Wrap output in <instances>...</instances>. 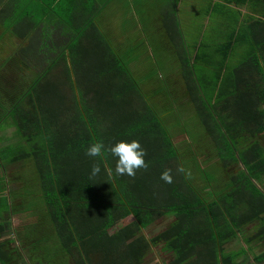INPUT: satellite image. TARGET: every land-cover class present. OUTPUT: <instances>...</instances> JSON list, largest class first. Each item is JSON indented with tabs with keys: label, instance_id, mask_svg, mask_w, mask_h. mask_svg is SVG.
<instances>
[{
	"label": "trees",
	"instance_id": "1",
	"mask_svg": "<svg viewBox=\"0 0 264 264\" xmlns=\"http://www.w3.org/2000/svg\"><path fill=\"white\" fill-rule=\"evenodd\" d=\"M230 41L217 52L199 49L193 59L179 54L184 94L210 148L223 166L239 167L220 191L209 179L202 188L190 182L168 126L114 53L100 62L73 59L71 67L55 61L40 73L15 59L2 62L0 76H9L11 86L1 78L0 126L10 118L19 139L0 148V215L6 199L1 160L8 153L11 160H32L48 221L72 264H143L155 247L167 255L164 264H239L249 243L264 241V58L253 51L231 69ZM198 62L213 71L197 68L198 76ZM59 65L63 75L55 77L51 70ZM80 68L83 76L77 75ZM121 140H138L146 150L148 168L135 177L115 171L118 158L109 149ZM96 142L105 149L89 157ZM192 159L207 178L194 151ZM94 163L101 168L95 176ZM166 169L172 183L160 178ZM166 215L173 219L161 231L142 233ZM128 216L132 220L117 227ZM248 225L255 232L241 236L242 246L228 248ZM6 256L0 251L4 262ZM253 258L263 260L264 250Z\"/></svg>",
	"mask_w": 264,
	"mask_h": 264
},
{
	"label": "crops",
	"instance_id": "2",
	"mask_svg": "<svg viewBox=\"0 0 264 264\" xmlns=\"http://www.w3.org/2000/svg\"><path fill=\"white\" fill-rule=\"evenodd\" d=\"M182 1L184 0H0V46L5 47L0 48V51H4L2 62L15 59L40 73L47 68L48 63L66 62L70 66L73 59L80 62H100L106 60L112 52L116 58L126 60L129 69L128 63L133 61L128 59L131 46L134 49V46L145 44L147 38L151 37L160 41L163 49L167 50L172 67L179 68L180 59L173 45H179L175 35L178 28L177 13ZM207 1L208 12H215L228 19L223 23H216L214 28L215 34H221L224 38L216 43L202 42L199 38L196 45L198 50L203 47L208 53L217 52L222 44L231 40L227 59V65L231 69L240 65L243 55L250 52L259 51L264 58V0ZM76 46L81 50L70 54V48ZM123 46L128 48L124 52L127 56L121 57ZM174 57H177L176 64ZM230 61H233V65ZM207 69L210 67L207 66ZM59 70L60 65L51 72L62 76ZM83 71L80 68L77 75L83 76ZM24 72L26 75L30 73L29 70ZM179 72L182 79L181 92L185 93L187 86L180 68ZM70 73L72 75V70ZM5 196V212L0 215V223H3L0 233V244L3 247L1 245L0 251L7 253L8 262L0 257V264H47L43 255L41 256L42 247L37 242L28 245V238L20 240L15 235L17 231L13 229L16 226L20 227L19 234L29 231L26 230V224L24 230L21 224L27 220L28 215L23 214L25 212L21 205L19 207L17 192L5 185ZM8 203L13 205L14 212L19 207L18 211L14 214L9 212ZM262 251L255 252L251 249L247 252L245 264H264V259L255 262L253 258L254 254ZM30 254L32 258L29 257Z\"/></svg>",
	"mask_w": 264,
	"mask_h": 264
},
{
	"label": "rangeland",
	"instance_id": "3",
	"mask_svg": "<svg viewBox=\"0 0 264 264\" xmlns=\"http://www.w3.org/2000/svg\"><path fill=\"white\" fill-rule=\"evenodd\" d=\"M180 3L181 6L177 13V35H175L178 38L177 42L179 45H173V47L177 52V56L184 51L183 53L187 52L193 59L195 51L198 50L196 45L199 42V38L202 42L211 41L212 43L219 42L224 38L221 34H215L214 28L216 23H221L228 17L222 18L215 12H208L209 4L207 0H184ZM0 48L5 47L0 46ZM201 49L203 50L204 48L201 47ZM127 50L126 46L122 47L121 54L123 55L121 57L127 56L124 54ZM0 52L1 64L4 59L2 56L4 51ZM166 52L167 50L163 49L160 41L157 42L155 39L148 37L145 44L134 46V49L131 46L128 59L133 61L128 63L130 65L129 69L138 87L168 126L174 145L183 155L186 173L190 182L198 188H202L205 187L209 179L210 187L215 191H220L224 188L223 186L229 176L236 172L239 167L236 163L228 166L220 164L215 152L210 148L211 143L208 142V138L194 115L192 104L184 92H181L183 91L180 83L182 79L179 77V68L181 70V67L178 68L176 66L175 70L171 65L170 55H167ZM123 61L126 62V60ZM173 61L176 64L177 57H174ZM230 64L233 65V61H230ZM197 68L207 70L204 64L198 62L195 66L198 76H200L201 72ZM209 71L213 70L210 68ZM22 72L20 71V76L23 74ZM55 77H58V75ZM1 78L4 79L5 86H11L9 76L4 78L0 76V80ZM64 90L69 92L67 88H64ZM9 122L10 118L5 119L2 123L3 125L0 126V148L7 147V145L19 139L15 126L9 124ZM261 141L264 144V137H261ZM191 144L192 148H190ZM192 151L197 156L198 165L208 173L207 178L200 175L199 170L196 168L192 159ZM1 161L2 170L4 171L2 184L4 187L7 185L8 188L15 189L17 199L18 201L20 200L19 207L21 205L22 211L25 212L23 214L28 215L27 220L21 224L23 225V230L24 224H26V230L29 231L19 234L20 227L16 226L13 229L17 231L15 235L20 240L28 238L26 243L28 245L37 242V245L42 247L41 256L43 255L47 264H72L70 257L58 245L57 238L53 232L54 228L48 221L49 216L45 211L43 196L39 189V181L32 160L23 158L13 160V156L11 160V156L7 153L2 157ZM20 195H22V198ZM19 207H16L17 211ZM8 210L12 214L17 212H14L13 205L10 203H8ZM172 219L173 215L157 218L150 226L143 229L142 233L147 237L152 236L161 231ZM131 220L132 216L124 218L117 224V227ZM254 232V225L244 227L239 233L240 240L236 239L234 244L229 245L228 248L236 249L242 246L241 236H249ZM248 246L255 252L262 251L264 249V241L260 243L253 241ZM29 257H31V254ZM248 258L250 259L249 256ZM167 259V255L159 247H155L143 264H164ZM237 260L239 264H245L247 261L245 255H241Z\"/></svg>",
	"mask_w": 264,
	"mask_h": 264
},
{
	"label": "clouds",
	"instance_id": "4",
	"mask_svg": "<svg viewBox=\"0 0 264 264\" xmlns=\"http://www.w3.org/2000/svg\"><path fill=\"white\" fill-rule=\"evenodd\" d=\"M105 149L103 142H96L90 145L87 149L86 155L89 157H100ZM109 151L115 157L116 161V173L119 175H128L135 177L136 172L139 169H147L148 164L145 161L147 155L146 150L142 147L138 140H132L131 142L121 140L113 145ZM101 171L100 164L94 163L92 167V175L95 176ZM178 171L184 172L183 167H179ZM166 183H172L173 177L171 175V169H166L162 172L161 177Z\"/></svg>",
	"mask_w": 264,
	"mask_h": 264
}]
</instances>
